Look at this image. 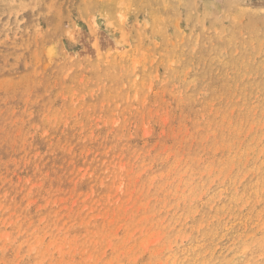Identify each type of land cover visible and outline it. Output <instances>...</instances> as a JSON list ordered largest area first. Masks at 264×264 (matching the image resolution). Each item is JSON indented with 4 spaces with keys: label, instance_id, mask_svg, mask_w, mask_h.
<instances>
[{
    "label": "rangeland",
    "instance_id": "rangeland-1",
    "mask_svg": "<svg viewBox=\"0 0 264 264\" xmlns=\"http://www.w3.org/2000/svg\"><path fill=\"white\" fill-rule=\"evenodd\" d=\"M0 264H264V0H0Z\"/></svg>",
    "mask_w": 264,
    "mask_h": 264
}]
</instances>
